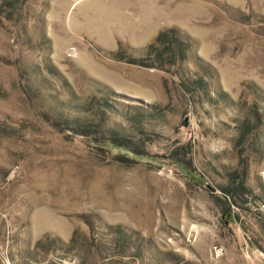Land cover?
<instances>
[{"label":"rangeland","instance_id":"obj_1","mask_svg":"<svg viewBox=\"0 0 264 264\" xmlns=\"http://www.w3.org/2000/svg\"><path fill=\"white\" fill-rule=\"evenodd\" d=\"M0 264H264V0H0Z\"/></svg>","mask_w":264,"mask_h":264}]
</instances>
